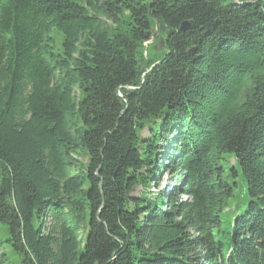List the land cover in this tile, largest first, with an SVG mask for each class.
I'll return each mask as SVG.
<instances>
[{
    "label": "trees",
    "instance_id": "obj_1",
    "mask_svg": "<svg viewBox=\"0 0 264 264\" xmlns=\"http://www.w3.org/2000/svg\"><path fill=\"white\" fill-rule=\"evenodd\" d=\"M0 264H264V0H0Z\"/></svg>",
    "mask_w": 264,
    "mask_h": 264
},
{
    "label": "rangeland",
    "instance_id": "obj_2",
    "mask_svg": "<svg viewBox=\"0 0 264 264\" xmlns=\"http://www.w3.org/2000/svg\"><path fill=\"white\" fill-rule=\"evenodd\" d=\"M161 33L162 32H160L159 36H157L155 39L149 41L148 45L145 48L148 51V54H152L155 51L161 52L164 49V46H162L161 41H160V37L162 36ZM57 36H58V34H57ZM62 39H63L62 36L59 35L58 36V42L61 43ZM144 134L147 135L146 132H144ZM167 149H165V151ZM170 180H171V174H170V172L167 171L162 176V180H161V183L159 184L158 188L163 189L164 191H167L169 188V185L171 184ZM182 198H185V196H182Z\"/></svg>",
    "mask_w": 264,
    "mask_h": 264
},
{
    "label": "water",
    "instance_id": "obj_3",
    "mask_svg": "<svg viewBox=\"0 0 264 264\" xmlns=\"http://www.w3.org/2000/svg\"><path fill=\"white\" fill-rule=\"evenodd\" d=\"M155 23H156L155 28L153 29V31L149 33L150 40H153L157 36H159L160 32H166V27L164 26L162 22H160L159 19H155ZM187 28H188V24L184 23L181 27V30L186 31ZM171 34L172 32H168V35H171ZM149 41L145 44V46L148 45ZM160 41H161L162 46H165V38L163 36L160 37Z\"/></svg>",
    "mask_w": 264,
    "mask_h": 264
}]
</instances>
